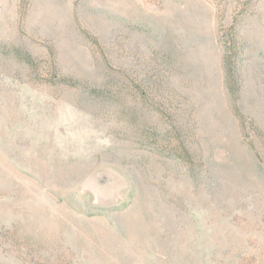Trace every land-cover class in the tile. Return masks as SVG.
Instances as JSON below:
<instances>
[{"label":"rangeland","instance_id":"rangeland-1","mask_svg":"<svg viewBox=\"0 0 264 264\" xmlns=\"http://www.w3.org/2000/svg\"><path fill=\"white\" fill-rule=\"evenodd\" d=\"M0 264H264V0H0Z\"/></svg>","mask_w":264,"mask_h":264}]
</instances>
